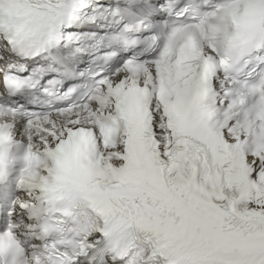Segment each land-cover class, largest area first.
<instances>
[{"label":"snow or ice","instance_id":"snow-or-ice-1","mask_svg":"<svg viewBox=\"0 0 264 264\" xmlns=\"http://www.w3.org/2000/svg\"><path fill=\"white\" fill-rule=\"evenodd\" d=\"M0 264H264V0H0Z\"/></svg>","mask_w":264,"mask_h":264}]
</instances>
